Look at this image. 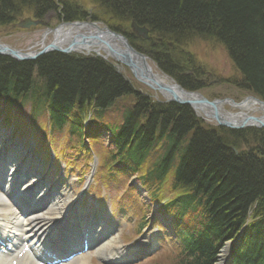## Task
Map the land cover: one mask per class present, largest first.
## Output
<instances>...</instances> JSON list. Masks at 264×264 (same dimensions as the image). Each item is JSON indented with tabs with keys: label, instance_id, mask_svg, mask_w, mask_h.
Returning <instances> with one entry per match:
<instances>
[{
	"label": "trees",
	"instance_id": "1",
	"mask_svg": "<svg viewBox=\"0 0 264 264\" xmlns=\"http://www.w3.org/2000/svg\"><path fill=\"white\" fill-rule=\"evenodd\" d=\"M92 2L91 19L117 31L126 33L132 20L146 26L149 56L185 88L203 84L188 73L191 60L181 61L178 53L201 37L225 49L240 75L231 80L234 87L264 101V0ZM58 3L61 21L90 16L73 0H0V26L29 12L43 17ZM125 96L132 102L116 105ZM28 105L32 115L48 118L54 133L67 129L75 141L68 148L75 152L90 155L85 120L88 139L109 130L113 151L99 152L98 173L112 175L119 167L136 172L150 200L174 216L183 250L171 264H213L223 243L240 230V241L232 245L234 264H264V129L217 126L186 104L157 102L98 57L51 51L18 61L0 55V112L20 122ZM107 112L119 120H109ZM145 206L132 208L140 211L141 223Z\"/></svg>",
	"mask_w": 264,
	"mask_h": 264
},
{
	"label": "rangeland",
	"instance_id": "2",
	"mask_svg": "<svg viewBox=\"0 0 264 264\" xmlns=\"http://www.w3.org/2000/svg\"><path fill=\"white\" fill-rule=\"evenodd\" d=\"M76 4V7L80 8L83 12H88L92 14V10L95 11V6L92 2V0H73ZM59 3L57 9L54 11L47 12L43 17H40V23L31 26L28 29H22L15 27L12 24L8 25H1L0 26V42L9 44L13 47L20 48V49H27L29 47H33L34 49L39 47L42 38L43 43L46 44L48 42H51L54 38V35L52 33L47 34L44 37L45 31L48 29H54L56 26H58L61 23V19L58 13ZM35 14L33 12H29L28 14H24L21 16L16 17L14 23H17L19 20L29 17L34 19L33 17ZM94 20V19H93ZM95 21L105 23L106 25L110 26L106 21L102 19H98L95 17ZM117 22V21H112ZM131 30L129 27L128 31ZM53 32V31H51ZM149 42H151V39L149 41L142 42L139 38H134V43L136 47H138L141 50L150 49ZM144 47V48H143ZM180 49V48H179ZM182 55L181 57L179 55ZM178 56L181 59V61H185V59H190L191 63L188 72L193 71V69L197 70L196 73H198V79L203 83V87L199 88L198 91L201 92L205 97L213 99V98H233L235 100H239L241 97L248 95V93L245 91L240 90L239 88L234 87L233 83H231V80L234 78H239L240 75L237 72L236 68L234 67V64L228 54L226 53L225 49L222 45L213 42L212 40L201 38V37H194L188 40L185 44V47L183 46L182 49H180V53H178ZM110 62L116 63L113 59L110 57L107 58ZM177 60V58H175ZM179 63V62H178ZM122 66V65H121ZM120 71H123L125 75L130 79L132 85L140 90L143 93L147 94H155L158 95V97L162 98V96L149 88H147L144 84L136 81L131 74L129 73L128 68L122 66V68H119ZM207 78V79H206ZM195 79V78H194ZM193 80V79H192ZM132 96H125V98H120L116 105H119L120 107H123V105H129L132 101ZM225 109L234 111L233 108L229 107L228 105L224 106ZM260 112H256L255 114H258ZM44 118V117H43ZM106 118L109 120H119L118 114H113L110 112H107ZM113 118V119H112ZM213 124V123H211ZM38 128L44 130L47 132L48 124L43 122V119L39 118L37 120ZM58 136L60 138L59 143H63L64 145L73 146L75 142L73 140L74 136H69L67 131L64 130L61 134L54 133L52 135V138H49L51 140H54L58 142ZM102 140L107 138L106 133H102ZM48 139V138H47ZM70 139V140H69ZM42 140L47 142L45 138L42 137ZM90 141V140H89ZM58 144V143H56ZM53 146V145H52ZM91 146L100 152V154L105 156V153L108 154V151L106 149V145L104 141H100L98 143H92ZM88 173H86L85 176H87ZM124 180V182H123ZM119 181V185H113V187L108 188V192L112 195L114 198V201L120 205H125L126 203L129 205V202H131L136 207V201H131V195H128L126 192L128 189L126 187V180L123 179ZM123 185L121 186V184ZM78 185L75 186L73 192H70V195H76L79 193V188H77ZM136 196L134 197V199ZM122 202L120 203V201ZM108 200L105 202V207H107ZM131 205V204H130ZM122 207V206H121ZM155 207H153L154 209ZM137 209V208H136ZM123 211H118V216L115 217V223L116 227L118 229V237L123 239V237H134L133 242H142L147 243L149 241L147 238H142L137 236L136 234V220L138 221V218L140 217V211L133 210L131 208H127L126 211L122 209ZM135 212L137 214L135 215ZM149 216V214L147 215ZM145 233V231L143 230ZM147 233L149 234V230H147ZM143 234V233H142ZM137 236V237H136ZM132 243V242H131ZM118 244H122L120 240H118ZM126 247L131 248V244H125ZM95 250V249H94ZM94 250L90 251V254L94 253ZM160 254H163V259L161 258ZM172 254V250L167 249L166 247H161L160 250L157 251V254L154 255L158 256L156 261H152V259H148L147 261H141L139 263L135 264H165L169 261ZM95 257V256H94ZM91 258L92 263L95 264H102L99 260L96 259V257ZM172 262L169 261L168 264H171Z\"/></svg>",
	"mask_w": 264,
	"mask_h": 264
},
{
	"label": "water",
	"instance_id": "3",
	"mask_svg": "<svg viewBox=\"0 0 264 264\" xmlns=\"http://www.w3.org/2000/svg\"><path fill=\"white\" fill-rule=\"evenodd\" d=\"M39 23V20L26 17L19 20L15 26L28 29ZM66 24H82L89 26L92 30L86 31L85 33H76L72 35L68 41L66 40L62 42V44H55L54 36L52 42L48 44H43L42 42L39 49L32 51H22L0 42V54L11 56L17 60H33L46 52L55 50L62 53H81L80 51L75 50L78 44H103L106 48L107 54H110L115 59L123 62L138 81L149 88L162 93L167 101L188 104L192 109H199L207 119L213 120L218 126L236 129L244 127L264 128V114L262 116H253L247 111V109L242 107V104L247 103V100H253L258 102V104L264 108L263 100L254 96H247L241 102H235L231 98L208 99L199 91L187 90L175 80L169 78L166 74H159L153 71L152 66L148 62V57L143 52L137 50L130 43L127 36L112 30L106 25H100L95 21L62 22L56 26V28L48 30L54 32L59 26H64ZM131 28L132 32L137 36L142 38L148 37V28L145 26H139L135 21H132ZM46 32L47 31H45V33ZM95 53L100 55L98 52ZM86 54H88V52H86ZM115 68L119 70L118 65H116ZM224 104L234 106L238 110L230 113L229 111L224 110ZM234 151L236 152L235 149Z\"/></svg>",
	"mask_w": 264,
	"mask_h": 264
},
{
	"label": "bare ground",
	"instance_id": "4",
	"mask_svg": "<svg viewBox=\"0 0 264 264\" xmlns=\"http://www.w3.org/2000/svg\"><path fill=\"white\" fill-rule=\"evenodd\" d=\"M35 17L34 20H39L40 21V17L37 16L36 14L33 16ZM142 26V25H140ZM92 30L89 26L86 25H82V24H69V25H62L59 26L57 29H55L54 32H51L49 30H47V32L44 34V37L47 34L52 33L55 36V44H62V42L64 41H68L72 35L76 34V33H81V32H86V31H90ZM141 38V37H140ZM76 51H82V52H98L101 53L105 56H109L106 52V48L103 44H78V46H76L75 48ZM108 50V49H107ZM247 103H243L242 107L245 109H251V111H253L252 115L253 116H262L264 114V108L258 104V102H255L253 100H247ZM199 112V111H198ZM256 112H260L258 115H256ZM201 113V112H199ZM4 140V138H2V136H0V143H2ZM1 147H4V144L1 145ZM4 170H7L6 166L3 167ZM11 171L12 173L8 172ZM5 173H3L2 168H0V183H2V181H7L11 178H13L14 176H16L17 174H14L13 172H19V174L23 175L24 173H22V171L18 168L15 169L14 171L12 169H8ZM27 174V173H26ZM17 178V177H16ZM18 180V179H17ZM38 184V183H37ZM27 183H24L21 185L22 188H24L25 186H27ZM20 187V188H21ZM30 189V188H28ZM36 187L33 186L30 189L29 194L31 195V199L36 198L39 196V192H35ZM59 192H62L64 195V199L67 200L69 198V193L64 192L61 188H59V190L56 192V194H58ZM45 195L40 196V200L42 202L39 203V205H41L42 208H40L39 212L37 214H33L31 217V226L30 229L31 230H27V227L24 226L22 223L17 222V220L12 219L11 216L6 212L3 211L1 209V205H0V241H3L5 243H8L10 241H12L13 243L17 242L16 237L18 236L19 238H23L24 241H26L28 239V241L34 243L33 241V236H31L30 231H32V233L34 235H43L48 233L49 231L53 232H57V231H61L63 230L65 227L68 228H72V226L74 225V218H72L70 221H66V219L64 218H60V221L56 224H53V219L56 218L58 219V217H61L62 214V202L57 200L56 198H54L53 196L47 194V200L51 199L49 202H45ZM2 201V195L0 194V202ZM1 204V203H0ZM36 204V203H34ZM37 205V204H36ZM47 205V206H46ZM66 221V222H65ZM3 222H9L12 223L13 225H15V227H11V229L13 231L7 230V228L3 227L2 224ZM105 226L107 227H111L110 224H105ZM106 228V227H105ZM7 233H10L11 235L9 236ZM100 232H95L93 237L96 239L97 241V245H96V252L97 254L101 255L102 257H104L105 259H111L115 256H120V250L118 245H116V241L114 240V238L110 237L108 238H104V236H99ZM38 236V237H39ZM37 237V238H38ZM222 253H220L219 255V259L217 261L216 264H224V261H222ZM27 255L24 252V254L21 257H13L11 259H9L8 256H3L0 257V264H26V260H27ZM12 261L14 263H12ZM90 264L89 263V257L88 256H78L72 259V261L69 264Z\"/></svg>",
	"mask_w": 264,
	"mask_h": 264
},
{
	"label": "flooded vegetation",
	"instance_id": "5",
	"mask_svg": "<svg viewBox=\"0 0 264 264\" xmlns=\"http://www.w3.org/2000/svg\"><path fill=\"white\" fill-rule=\"evenodd\" d=\"M145 40H147V39H145ZM207 79V78H206ZM203 83H204V81H202Z\"/></svg>",
	"mask_w": 264,
	"mask_h": 264
}]
</instances>
